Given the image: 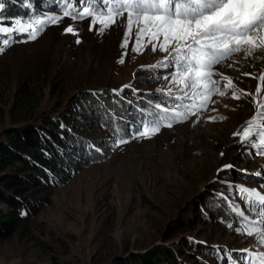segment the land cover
I'll return each mask as SVG.
<instances>
[{
  "label": "rangeland",
  "instance_id": "1",
  "mask_svg": "<svg viewBox=\"0 0 264 264\" xmlns=\"http://www.w3.org/2000/svg\"><path fill=\"white\" fill-rule=\"evenodd\" d=\"M39 1V15L62 14L41 8ZM6 18L5 25L11 26L15 18ZM89 24L90 19L64 18L35 41L16 43L0 54V106L5 111L0 139L12 125L8 111L16 89L27 83L29 117L75 115L77 134L105 153L80 166L66 183L40 193L45 201L38 211L0 239V264H113L156 245L170 249L182 264H228L229 255L242 258L244 249L259 251L253 237L235 231L241 218L233 211L238 207L249 220L259 219L239 189L261 190L264 177L254 173L264 171V156L233 136L255 114L251 96L234 100L231 90L224 97L215 95L207 111L164 127L151 139H132L117 147L102 111L89 120L85 107L78 105L80 92L123 88L120 92L132 93L123 96L129 102L147 94L152 107L192 101L166 95L169 88L181 95L169 83L174 68L161 66L149 73V66L163 61L166 53L153 52L150 45L133 53V35L124 55L126 16L103 34L90 31ZM69 25L78 37L65 33ZM236 60L233 68L219 70L239 77L243 82L238 87L255 93L258 81L241 73L259 75L264 60L244 59L243 53ZM260 96L264 98V90Z\"/></svg>",
  "mask_w": 264,
  "mask_h": 264
},
{
  "label": "snow or ice",
  "instance_id": "2",
  "mask_svg": "<svg viewBox=\"0 0 264 264\" xmlns=\"http://www.w3.org/2000/svg\"><path fill=\"white\" fill-rule=\"evenodd\" d=\"M62 14H33L26 19L15 18L11 26L0 14V54L16 43L35 41L49 25L60 23L64 18L72 21L90 19L89 30L94 28L103 34L116 24L118 18L126 16V30L121 47L127 55L129 42L135 36L131 51L141 54L149 45L153 52L159 50L167 55L163 61L151 68H174L169 83L178 88L181 95H173L169 88L166 95L174 101L185 99L190 104L175 103L171 106L154 105L155 113H148L135 131L116 129V146L129 143L132 139H151L162 128H171L183 123L201 110L207 111L212 97H224L231 90V98L239 100L251 96L255 114L245 125L233 132L242 144L256 149V154L264 156V72L259 75L241 73L258 81L255 93L238 87L239 77H232L219 70L233 68L236 56L244 54V59L264 60V0H54ZM29 3L34 7L32 0ZM5 3L0 2V12ZM97 26H99L97 28ZM65 33L79 36L74 25L65 28ZM17 36L26 39L17 40ZM77 38L76 43H80ZM259 54V55H258ZM167 61V63H165ZM119 63H124L122 58ZM219 66V67H218ZM143 67V66H142ZM237 71L239 69H236ZM167 79V77H166ZM222 85V87H221ZM131 87L125 85L124 88ZM117 91H123V88ZM216 119V117H210ZM224 119V117H220ZM129 138L125 139L124 137ZM99 151V149H97ZM223 155V153H221ZM232 168L233 165H225ZM224 169H218L223 171ZM256 177H264V171H256ZM260 189L241 187L240 192L250 211L259 219L249 220L244 211L233 207L241 218L235 231L253 237L259 251L242 250L244 256H228V264H264V183ZM232 228L233 225L229 224Z\"/></svg>",
  "mask_w": 264,
  "mask_h": 264
},
{
  "label": "trees",
  "instance_id": "3",
  "mask_svg": "<svg viewBox=\"0 0 264 264\" xmlns=\"http://www.w3.org/2000/svg\"><path fill=\"white\" fill-rule=\"evenodd\" d=\"M36 1L39 0H32L33 7L29 0H0L5 3L0 14L26 19L39 14ZM38 5L48 10H60L59 4L54 0H40ZM15 7L19 9L14 14L10 13ZM24 38L26 37H16L17 40ZM155 69L157 68H148L149 73L154 74ZM30 91L27 83H22L16 89L8 111L12 125L1 132L0 239L7 238L18 224L38 211L45 201L40 194L42 191L66 183L80 166L105 156L104 151L99 153L95 150V142L86 141L77 134L75 115L63 112L57 116L44 113L39 118L29 117L26 110L30 102ZM130 92L126 90L117 94L114 91L87 89L80 92L77 102L85 107V113L90 114L89 120H94V114L97 115L96 119L99 118L102 111L103 121L108 122L111 134L117 138V128L131 134L148 113L157 111L151 106L147 94L129 102L123 96L132 95ZM4 113L0 106V121L3 120ZM124 138L127 139L128 136ZM188 242L185 245L190 247ZM113 264L182 263L171 254L170 249L156 245L135 254L129 261L119 260Z\"/></svg>",
  "mask_w": 264,
  "mask_h": 264
}]
</instances>
